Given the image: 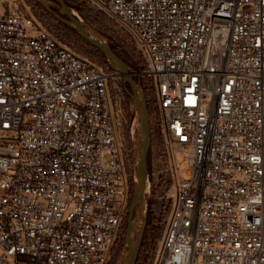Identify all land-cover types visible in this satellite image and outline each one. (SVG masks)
Returning <instances> with one entry per match:
<instances>
[{
    "label": "built area",
    "instance_id": "2783aa9c",
    "mask_svg": "<svg viewBox=\"0 0 264 264\" xmlns=\"http://www.w3.org/2000/svg\"><path fill=\"white\" fill-rule=\"evenodd\" d=\"M84 1L156 110L153 264H264V0ZM120 78L0 0V264L110 263L132 195Z\"/></svg>",
    "mask_w": 264,
    "mask_h": 264
},
{
    "label": "rangeland",
    "instance_id": "374dc122",
    "mask_svg": "<svg viewBox=\"0 0 264 264\" xmlns=\"http://www.w3.org/2000/svg\"><path fill=\"white\" fill-rule=\"evenodd\" d=\"M27 1L41 21L58 37L62 43L66 44L78 55L89 59L98 66L108 69V67H105L106 63L103 57L95 48H93L84 39L79 37L72 29L68 28L66 25L49 14L46 10L42 9L36 1ZM63 1L69 7L71 14L89 27V34L93 37H99L101 40L106 42L113 49V51L125 61L130 70L136 71L140 68L142 61L137 55L130 38L119 26L116 25L112 19H110L105 14L91 8L84 0ZM47 3L54 12L62 15V8L57 0H47ZM132 79L141 88L138 78L136 76H132ZM111 86L114 93L121 91L123 94L121 107L126 119L124 124V133H126L128 144L131 147V161L133 166L137 158L134 139L138 127V119L134 110L133 102L126 93L125 86L129 91L130 89L128 85L124 86L122 77L118 80H113L111 82ZM143 93L147 104L150 131V146L146 158V175L147 179L149 180V186L145 188L144 192L146 221L135 264H153L155 252L162 236L164 221L166 218L165 210H162L161 214L157 215V212H159L160 209V199L165 190V185L157 175H151L152 167L150 157L156 150V138L154 135L152 114H156V110L154 104L151 102L149 94H147L146 91H143ZM177 159L180 162L181 169H183L186 162L181 159L179 153L177 154ZM183 175L185 176L184 172ZM128 220L129 215L126 217L121 239L113 250L109 264H120L126 254L127 247L125 238ZM132 221L135 226L139 225L140 218L137 212L133 213Z\"/></svg>",
    "mask_w": 264,
    "mask_h": 264
},
{
    "label": "water",
    "instance_id": "95a60500",
    "mask_svg": "<svg viewBox=\"0 0 264 264\" xmlns=\"http://www.w3.org/2000/svg\"><path fill=\"white\" fill-rule=\"evenodd\" d=\"M34 1L58 21L74 30L79 37L95 47L103 55L111 70L116 71L121 75L124 86L128 85L130 89L129 91L125 86L126 93L133 102L134 110L138 119V127L134 139L137 158L131 171L132 195L125 238L127 248L126 254L120 264H135L146 221L144 192L146 188L147 173L146 158L150 146L148 111L144 93L139 85L132 79L130 69L125 61L121 59L106 42L99 37L91 36L89 34V27L71 14L69 7L63 0H57L61 5L62 15L54 12L48 5L47 0ZM134 212H137L140 218L138 226H135L132 221Z\"/></svg>",
    "mask_w": 264,
    "mask_h": 264
},
{
    "label": "trees",
    "instance_id": "16d2710c",
    "mask_svg": "<svg viewBox=\"0 0 264 264\" xmlns=\"http://www.w3.org/2000/svg\"><path fill=\"white\" fill-rule=\"evenodd\" d=\"M39 5V4H38ZM40 6V5H39ZM41 7V6H40ZM42 8V7H41ZM43 9V8H42ZM74 31V30H73ZM75 32V31H74ZM92 46V45H91ZM93 47V46H92ZM93 48H95V47H93ZM96 49V48H95ZM112 49V48H111ZM97 50V49H96ZM113 50V49H112ZM98 51V50H97ZM99 52V51H98ZM100 53V52H99ZM101 54V53H100ZM101 56L103 57V55L101 54ZM103 59H104V61H105V63H106V65H105V67H108V69H110L111 70V68L109 67V65H108V63L106 62V60H105V58L103 57Z\"/></svg>",
    "mask_w": 264,
    "mask_h": 264
},
{
    "label": "flooded vegetation",
    "instance_id": "af4514ba",
    "mask_svg": "<svg viewBox=\"0 0 264 264\" xmlns=\"http://www.w3.org/2000/svg\"><path fill=\"white\" fill-rule=\"evenodd\" d=\"M149 204H150V201H149Z\"/></svg>",
    "mask_w": 264,
    "mask_h": 264
}]
</instances>
